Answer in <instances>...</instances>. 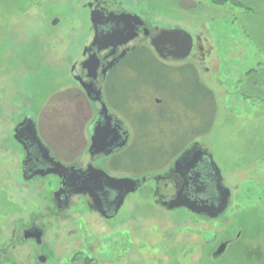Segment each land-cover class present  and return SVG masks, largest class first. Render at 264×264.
<instances>
[{"label":"rangeland","instance_id":"1","mask_svg":"<svg viewBox=\"0 0 264 264\" xmlns=\"http://www.w3.org/2000/svg\"><path fill=\"white\" fill-rule=\"evenodd\" d=\"M89 1L0 0V248L8 247V264H26L20 254L27 257L28 249L8 245L10 223L23 227L47 214L44 201L52 188L51 181L23 180L25 152L14 139L16 125L27 115L35 117L53 154L65 162L86 147L92 106L77 86H70V71L82 55L80 41L89 38L90 15L84 8ZM119 1L144 13L151 25L205 35L214 47L211 71L218 70L211 76L195 63L216 98L214 123L207 132L202 111L179 88L172 127L142 131L136 122L143 125L144 119L157 117L152 101L163 97L143 95L147 80L143 85L141 79L152 74L124 68L112 76L108 99L125 104L120 117L133 137V164L125 167L126 152L121 168L134 174L156 171L151 173L155 176L173 163L175 149L198 141L211 149L232 190L231 202L217 219L185 208L169 211L155 202L150 179L113 220L105 221L80 204L64 224L49 222L45 251L39 249L47 255L46 264H84L89 257L99 264H264V0ZM56 17L60 21L53 26ZM181 79L176 77L185 84ZM168 107L174 106L170 102ZM211 109L205 104L207 113ZM156 157L160 163L150 166V158ZM225 241L231 243L215 258ZM34 264L41 263L36 259Z\"/></svg>","mask_w":264,"mask_h":264},{"label":"flooded vegetation","instance_id":"2","mask_svg":"<svg viewBox=\"0 0 264 264\" xmlns=\"http://www.w3.org/2000/svg\"><path fill=\"white\" fill-rule=\"evenodd\" d=\"M80 2H83L84 0H79ZM87 1V0H86ZM84 8L89 10L90 15V27L88 29V35L89 38L84 42L80 41L82 43L81 48V57L72 65V69L70 71L71 77L74 80V82L70 85L77 86L74 88L76 91H78L81 96L86 98L89 105L92 106V111L90 114L89 126H88V134L85 130V150L81 153L79 157L74 159L71 162H65L56 157L53 154L52 149L46 143V141L43 139V137L40 134L39 131V124L36 118H34L31 115L25 116L17 125L16 127L22 123L26 117H33L37 122L38 127V134L41 140L45 143V145L50 150V156L52 158L57 159L59 162H61L66 167H73L76 170L77 176H82L84 173H88L91 169V167L102 170L106 174H108L111 177L114 178H121V177H136V178H146V183L136 192H140L141 190L145 189L149 182L154 181V186L151 187V191L154 193L155 202L157 204H160V202L169 201L170 198L174 197L178 192V187H182L184 183L186 182L184 180L183 171L179 170L176 171L175 169V163L176 161L189 149H191L195 144H199L203 147L204 151H208L209 153H212L211 149L204 143H200L198 141H194L191 144H189L186 147H183L181 149H175L172 152V156L177 154L174 157V161L172 164L165 167V169H161L160 173L156 174L155 176H152L151 173L156 172L152 171L151 173L147 174H134L132 171L127 169H122L121 165L126 162L127 164L125 167H129L130 164L132 166V148H133V137L131 135V131L129 128H127L126 122L120 117L123 116L124 112V106L125 104L122 102L121 99H119L117 102L111 101L108 99L109 91H111V78L112 76H115L116 73L120 69L124 68H131L136 73L140 75L141 73H150V79H154V82H151L149 78H146V75L143 79H141L145 85V79L147 80L146 86L144 88L145 92L143 95H146L147 93H153L154 96H163L162 98H154V101H152L155 105V110L157 111V117L152 115L149 117L148 120L144 119L141 121L143 125L137 124L139 129L142 130V127H145L146 129H150L151 127H154L155 130H160L163 128V126H170L172 127L175 116L176 107L178 106L180 102L179 94L176 92V89L180 87L179 81H176V77H181L183 80V83H186L184 81H190L193 83V81L196 80L194 77L196 73H198V84L203 86L206 90V98L204 100V103H202L204 106L205 104L212 105V108L215 107V104L212 103V98H215L214 91L206 86L205 83L202 82L200 72L198 67L195 63L202 64V67L204 71L211 75H216L218 73V70L216 72L211 71V61L213 57L214 47L211 45L210 40L205 37L203 34L199 33H192L190 31H187L185 29H179V28H167V27H160L156 24H149L147 19L145 18L144 13H138L137 11H134L130 7L123 6L119 0H90L88 3L84 4ZM141 9V8H140ZM93 13H101L104 18H109L110 15L113 16H121V15H132L135 17L133 19V22L131 23L135 37L129 41L128 43L124 45H116V43L112 42L110 43H98L96 44V30L95 25L93 22ZM115 18V17H114ZM59 18L54 19L53 26H56L57 22H59ZM106 22V21H105ZM112 27H114V23L106 22L105 25L102 27L103 31H109ZM185 30L189 34L193 36L194 39V46L192 53L190 57L187 59H190L188 63H185V60L181 61H175V60H165L159 56V54L155 51L154 47L151 44V40L156 37L157 34L161 30ZM83 34V33H82ZM138 40H144L145 42H142V44H134ZM74 42V43H73ZM72 43V47L76 45L78 42L77 39H75ZM95 60L97 63V67L95 70L91 71V66H88L87 63L90 60ZM180 63H184L182 65H179ZM163 79H167V82L170 80L173 82V89L171 85L167 82H163ZM170 79V80H169ZM169 80V81H168ZM90 86L92 89H90ZM88 88V89H87ZM239 89V88H238ZM101 91V100H97V93ZM237 93V92H235ZM234 95V92L231 93V95ZM151 100L152 97H151ZM147 101V100H146ZM172 103V106L170 110H168V104ZM103 104L106 105L108 109V116L112 118V124H122V127L125 131L129 133V142L127 145L120 149L115 150L111 155H106L104 153L99 155H92L90 152V148L92 145V135H93V129L98 124H105L106 116H104V110H103ZM150 102L147 101V106L152 108V106L149 105ZM191 106L196 110V107L194 105V102L191 103ZM210 107V106H209ZM167 109V110H166ZM178 109V108H177ZM212 110V109H211ZM210 110V111H211ZM152 111V110H151ZM122 112V113H121ZM216 112V108H215ZM135 118V117H133ZM15 127V129H16ZM15 131V130H14ZM143 131V130H142ZM14 135V133H13ZM146 135V134H145ZM15 139V138H14ZM16 140V139H15ZM17 141V140H16ZM17 143L23 148L25 152V157L22 160V178L26 183L29 184H36V183H46L51 181L52 182V188L51 193L48 197H45V205L47 209V214H43L41 217H38L34 222H31L27 226L20 227L16 225L14 227L13 225L10 226L12 228L11 231V237L9 239L8 245H12L13 248H17L19 246H26L27 249V257L25 256V253H21L20 256L22 257V260L26 262V264H34V261L37 259V261L41 264H46L47 262V255L45 252H40L39 249L43 248L45 251L46 244L44 239L46 237V226L49 224V222H61V224H64L67 220V217L69 213L72 210H75L78 205L81 204V208L87 211H89L92 214H95L96 216L100 217L101 219L105 221H110L116 218L119 213L111 218H108L107 216H110L113 212V202L116 199L115 192H108V194L99 195L100 198L98 200L93 199L90 197L86 192L91 189L94 190V184L93 181H88L86 183V179L83 181H80L79 179L76 180L75 184L73 181H66V184H63V179L56 174H46L41 175L37 174V172L45 171L47 172L49 169H51V166L47 164L46 160L43 159L42 155L40 154L39 150L36 147H29L31 146L29 143H27V146H25V143H20L17 141ZM32 153L31 159L27 162L25 160L27 159L29 151ZM87 149V150H86ZM127 152L128 158H126L123 162V157L121 155L123 153ZM214 157V156H213ZM215 160V158H214ZM140 164L142 163V160H140ZM216 161V160H215ZM159 162V159L156 158H150V166L153 167V163ZM217 163V162H216ZM134 164L138 165L139 162L134 158ZM158 166V165H156ZM220 167V166H219ZM161 168V167H160ZM158 169V167L156 168ZM221 169V168H220ZM201 171L203 174H210V169L208 168V165L205 164L201 167ZM222 172V170H221ZM202 175V173L200 172ZM223 175V172H222ZM189 178H194V173L188 174ZM72 177V174H69L68 179ZM205 176H202V178H199L198 182H195L194 180L189 181V187H190V193L195 196L200 194L199 189H201V185H205L206 189L205 192L202 195H210L213 196L219 195V192L217 190V183L212 181V184L206 183ZM203 182V183H202ZM223 185H225L227 188L229 186L227 185L224 175H223ZM105 186V185H104ZM172 189V194H166V191H169ZM231 190V188H229ZM81 191L79 194H75L74 192ZM86 191V192H85ZM60 192V194H59ZM232 192V190H231ZM134 193V194H136ZM133 194H130L127 196L130 197ZM125 200V203H126ZM162 206V205H161ZM85 207V208H84ZM163 207V206H162ZM48 221H47V220ZM43 220L47 221L44 222ZM42 235V239L39 242L37 236L39 234ZM229 244L231 241H225ZM38 249V250H37ZM38 252H37V251ZM215 253V252H214ZM84 255V253H83ZM214 255V254H213ZM81 256V255H79ZM91 258V257H90ZM41 259H45V262H42ZM84 260L86 258H83ZM93 259V258H92ZM8 261V247L0 248V264H4V262ZM8 264V262H7Z\"/></svg>","mask_w":264,"mask_h":264},{"label":"water","instance_id":"3","mask_svg":"<svg viewBox=\"0 0 264 264\" xmlns=\"http://www.w3.org/2000/svg\"><path fill=\"white\" fill-rule=\"evenodd\" d=\"M134 18L135 17L132 15H110L109 18H104L101 13H93L96 44L106 42V44L110 43L111 45L112 42H114L116 45H124L131 41L135 37V34H133L134 29L131 25ZM105 21L114 23V27L109 31H103L102 27L105 25ZM151 44L161 58L165 60L181 61L190 57L194 46V39L193 36L185 30H161L159 34L151 40ZM87 65L91 66V71L95 70L97 67V63L94 59L90 60ZM90 89H92L91 86ZM97 100H101V91L97 93ZM103 110L107 122L105 124H98L93 129L92 145L90 148V152L93 156L102 153L111 155L115 150L124 148L129 142V133L123 129L121 123L112 124V118L108 116V109L105 104H103ZM14 138L20 143L24 142L25 146L29 143L31 145L29 147H36L43 159L51 166V169L47 172L40 171L37 172V174L59 175L63 179V184L71 180L75 184L77 179L83 182L86 179V183H88V181H93L92 184L95 183L93 185L95 189H89L85 192L95 200L100 198L99 195H102L101 193H117L116 199L113 202V212L110 216H107L108 218L116 216L124 206L127 196L136 193L146 183L145 177L114 178L104 171L93 167H91L88 173L77 176L75 168L66 167L57 159L50 156L49 148L39 137L37 122L33 117H26L25 120L16 127ZM27 151H29L28 147ZM31 157L32 153L29 151L25 162H28ZM205 164L208 165L210 174H203L201 171V167ZM174 170L178 172L179 170L183 171V174H185L183 177L186 182L182 187H178L177 194L170 198L169 201L160 202L164 208L169 211L185 208L193 214L208 217L210 219L219 218L229 208L232 192L223 185V175L213 155L208 151H204L201 145L195 144L191 149L186 151L176 161ZM191 172L194 173V178H189L188 174ZM69 174H72L70 179H68ZM202 176H205L206 183L208 184H212V181L217 183L219 195H202L206 189L203 184L200 187L201 189H199L200 194L197 193V195L195 194V196H193V194L190 193L189 181L194 180L198 182L199 178H202ZM74 193L79 194L81 191ZM42 235L41 233L37 236L39 242L42 239ZM227 247V242L222 243L213 256L215 258L220 257L225 253ZM41 261L45 262L46 260L41 259Z\"/></svg>","mask_w":264,"mask_h":264},{"label":"trees","instance_id":"4","mask_svg":"<svg viewBox=\"0 0 264 264\" xmlns=\"http://www.w3.org/2000/svg\"><path fill=\"white\" fill-rule=\"evenodd\" d=\"M238 7H240V6H238ZM194 77L196 78V80L193 81V83H191L190 81L188 82L186 80V81H184L186 83L184 85H180L179 89L186 94L188 93V95L193 98V102H194V105L196 107V110H201L203 112V114H202V112H200L199 116L200 117L204 116L206 118L207 126H206L205 132H207L212 128L213 123H214V117L216 115L215 114V107H213L212 110L209 111V113H207L204 110V105L202 103H204V100L206 98L207 93H206V90L204 89V87L198 84V82H199L198 81V78H199L198 73H196ZM163 82L164 83L167 82V79H163ZM167 83H169L173 89V87H174L173 82L170 80ZM214 102H215V100L213 97L212 98L213 105H214ZM84 264H99V262L97 259H94V258L92 259L89 257V258H86L84 260Z\"/></svg>","mask_w":264,"mask_h":264}]
</instances>
